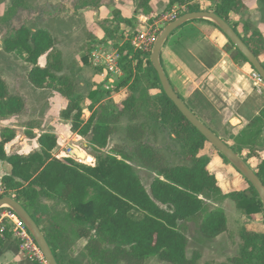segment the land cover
<instances>
[{
    "label": "trees",
    "instance_id": "trees-1",
    "mask_svg": "<svg viewBox=\"0 0 264 264\" xmlns=\"http://www.w3.org/2000/svg\"><path fill=\"white\" fill-rule=\"evenodd\" d=\"M149 1L139 0L137 5L146 15L151 13ZM259 1L264 4V0ZM12 2L17 6L22 0ZM98 2L96 0L93 4ZM175 4L184 7V13L202 11L196 0H169L166 9ZM244 10L243 0H218L214 11L230 23L231 12L239 14ZM119 14L113 10L111 21L117 24L128 21ZM232 26L259 58L264 53L262 34L247 25L243 26V32H239L235 24ZM103 29L106 36L114 38L115 28L105 25ZM3 49L6 52L19 50L25 54L24 60L30 66L27 79L33 87L52 89L66 99L61 117L70 122V130L75 134L89 136V144L94 150L107 146L121 116L126 115L138 122V125L126 127V135L134 143L129 151L118 149L117 153L99 155L95 165L77 162L70 157L57 158L54 151L58 147V137L49 132L37 137L38 150L25 155L8 154L5 144L15 138L16 131L10 127L0 129V161L9 165V172L0 176V184L5 194H12L39 225L59 264H77L74 257L65 259L64 254L71 241L80 238L86 239L83 250L93 264H144L152 256L169 264H198L199 252L194 251L192 256H187L188 239L179 222L189 221L202 212L205 200L211 195L221 194L222 199H231L246 217L258 214L264 217L258 194L246 180L248 188L222 192L215 173L209 168L211 156L219 155L224 163L236 169L165 95L149 60L150 53L133 49L129 42L119 47V66L123 76L111 89L101 85L90 88L86 95L90 100L87 106L90 114L85 119V109L81 105L83 96L75 91L73 79L61 74L64 69L61 53L48 31L19 25L3 39ZM234 49L237 57L247 62ZM43 54L45 64L39 67L38 59ZM81 59L96 68L87 55ZM171 86L197 116L185 98ZM123 87L127 88L126 97L119 104H114L120 110L111 112L103 100ZM151 89L158 92L150 94ZM25 106L24 98L11 93L0 74V119L21 114ZM148 129L169 132L180 145V155L188 165L168 164L165 156L145 141ZM27 133L30 138H35L31 131ZM234 139L238 142L236 149L222 140L240 157L244 147L253 157L264 151V107L240 132L234 134ZM131 159L155 172L149 192ZM243 159L250 166V162ZM254 171L264 185V159ZM49 204L60 212L52 213ZM199 230L207 239L228 232L224 210L215 208L206 212ZM239 237L238 254L227 262L211 264H264V229L249 231L242 227ZM8 238L10 233H6Z\"/></svg>",
    "mask_w": 264,
    "mask_h": 264
},
{
    "label": "rangeland",
    "instance_id": "rangeland-1",
    "mask_svg": "<svg viewBox=\"0 0 264 264\" xmlns=\"http://www.w3.org/2000/svg\"><path fill=\"white\" fill-rule=\"evenodd\" d=\"M72 2L73 0H22L21 5L14 6L12 0H0V74L9 91L11 93H21L26 100V107L21 114L0 119V128L5 126L17 129V135L14 140L5 146L7 153L26 154L34 149L35 141L27 138V132L33 129L36 134H41L44 131H53L59 135H65V140L58 141V148L55 153L59 151L58 153L61 156L60 151H66L67 145H75L76 148L81 149H79L81 152L85 150L93 158L90 160L85 155L81 163L95 165L99 155L117 153L116 150L118 149L129 151L134 143L127 137L126 127L138 125V122L130 120L126 115L121 116L115 124L107 146L99 151L94 150L89 144V136L76 138L77 135L70 130V122L61 117L60 113L65 107L66 99L52 89L40 90L39 88H32L26 78V73L30 66L24 60L25 54L19 50L6 52L3 49V39L19 25H26L32 30L44 29L49 31V33L51 32L54 43L61 51L63 62L66 64L61 74L70 76L74 81L75 91L85 98L92 87L87 82L90 79L89 74L91 72L90 67L81 68L82 66L78 62L77 56L82 51L86 30L90 22L86 17L85 11L75 14L69 13L65 8V4L72 6ZM155 5L156 8H159L157 4ZM249 11H254L255 13L252 19L250 15L249 21L246 19L250 27L254 28L260 24L264 27V4L259 0H254L253 4L250 3ZM245 17L246 15H242V20L238 21L239 29H241L240 22L244 21ZM229 47L232 51L231 55L236 54L232 44H229ZM44 64L45 54L38 59L39 67ZM253 72L255 70L248 68L242 70V79H240L239 83L244 88L243 94L235 95L237 97H234L229 105L227 104L228 101L225 103L217 101L215 107L213 103L205 99L202 93L191 94L185 100L205 125L215 131L217 135H221L218 136L235 149L238 146V142L234 139L236 130L227 122V116L237 115L238 113L247 115L241 109V106L238 105L239 100L242 98L250 102L253 101V103L258 102L260 105L264 103V82L261 90H259V87L253 86L251 79V73ZM229 82L231 81L229 80ZM227 86L230 88V85ZM231 92L233 91L231 90ZM223 93L227 98H230L227 93ZM84 98L81 101V105L85 109L84 118L86 119L90 114V111L87 110L89 99ZM219 102H221V105ZM104 104L111 112L120 110V107H115L109 100H106ZM222 105H224V109ZM219 110L227 112L223 115ZM141 117L144 118L143 113ZM145 141L162 153L168 164L188 165V162L182 159L180 155V145L170 137L169 132L166 130L155 129L153 131L148 129L145 133ZM241 155L250 162V166L254 170L260 160L264 159V151H260L256 157H253L250 156L249 149L245 147L242 149ZM130 161L143 186L149 192L150 184L156 176L155 172L135 159ZM211 169L215 172L223 193L248 188L245 179L229 164L219 160L214 161ZM215 208L224 210L227 217L228 232L222 233L214 239H207L202 236L199 230L200 222L206 212ZM179 226L188 239L186 246L188 257L192 256L194 251H197L200 254L198 264L221 263L227 262L231 256L238 254L241 244L240 229L243 227L249 231H261L264 229V217L263 214L246 217L238 211L231 199H222L221 194H218L209 196L205 200L204 210L189 221L179 222ZM65 252V259L74 256L77 264H93L83 250L82 245L78 244L74 248L68 246ZM117 264L125 263L119 262ZM144 264L169 263L152 256L146 259Z\"/></svg>",
    "mask_w": 264,
    "mask_h": 264
},
{
    "label": "crops",
    "instance_id": "crops-1",
    "mask_svg": "<svg viewBox=\"0 0 264 264\" xmlns=\"http://www.w3.org/2000/svg\"><path fill=\"white\" fill-rule=\"evenodd\" d=\"M95 1L96 0H73L72 6L65 4V8L69 11V13L73 14L77 12L82 13L85 11L86 17L90 22L88 29L86 30L84 44L81 49L82 51L80 55L77 56L78 62H80V65L82 66H80L81 68L84 69L90 67L91 73L89 74V81L87 80V82H89L88 85H91L92 89L100 85L105 89H111L115 86V83L119 80V78L123 76V71L120 68L117 74H106L104 72L103 65L93 63L92 52L96 51L102 56L110 55L115 51H118L119 47L126 44L127 42L130 43V40L135 33L141 30H146L154 24L158 27L163 26V22L160 20L162 14L170 11H179V9H184V7L175 4L167 10L166 8L168 6L169 0H150L148 5L151 9V13L146 15L142 9L137 8L139 0H99L97 5L93 4ZM196 1L199 3L203 11H214L215 4L218 2V0ZM253 2L254 0H243L245 10L239 14L231 12L230 24H235L239 32H243V26L247 25L250 29L258 30L264 37V27L262 24L251 28L248 22L249 19H252L255 14L254 11H249L250 3L253 4ZM155 4H157L159 8H156ZM113 10H117L120 13L119 15L128 21H122L119 24H117L115 21H111ZM242 15H246V17L244 18V21L240 22L241 29H239L238 21L242 20ZM249 15L251 16L250 18ZM105 25H109L110 27L115 28L114 38L105 35L103 29V26ZM229 44L231 45L228 38L211 21L206 19L191 20L181 25L169 35L162 46L160 62L167 78L169 79L175 90L180 95H182L185 100L187 96H190L191 94L202 93L205 99L210 103H213L214 106L216 105L217 101H222L223 103L228 101L227 104L229 105L231 103L230 101L234 97H237L235 95L243 94L244 88H242L241 84L239 83L240 79H242V70L244 68L253 69L248 62H244L243 60L239 59L236 54H234L233 56L231 55L232 51L230 50ZM84 55H87L89 57L92 66L96 68H93L82 61L81 58ZM259 60L264 63V53L259 56ZM132 64L134 65L135 62H133ZM65 66L66 64H64V68ZM253 73H251L253 86L259 87V90H261L262 84H260V82H258V80L254 78ZM229 80L231 82H229ZM28 83L32 88L37 89L33 87L29 81ZM227 85H230V88ZM45 89L49 90L48 88H43L40 90ZM231 90L233 92H231ZM153 91H155L154 94L158 92L157 89H151L149 90V93L153 94ZM223 92L227 93V96H230V98H227ZM14 94H19L24 98L21 93ZM126 95L127 88L123 87L117 92H112L110 96L103 100V102L109 100L116 105L119 104L126 97ZM84 99L88 98L85 97ZM88 102L90 103V100ZM219 103L221 105V102ZM238 105L241 106V109H243V111L246 112L247 115L238 113L237 115H229L226 119L227 122L231 124L233 129L236 130L235 134L240 132L249 123V121L264 107V103L260 105L258 104V102L253 103V101L250 102L244 98L239 100ZM223 107L224 105H222V108ZM219 112L225 115L227 111L219 110ZM3 127L5 126H2L1 128ZM10 128H14L17 135V129L15 127ZM31 132L35 134V138H30L29 135L27 138L34 140L36 144L34 146V149H32L31 151L38 150L39 145L37 142V137L40 134H36V131L34 129L31 130ZM44 132L55 134L59 138V140L57 138V144L58 141L61 142L62 140H65V135L63 134L59 135L53 131ZM79 137L81 136H76V138ZM72 147L75 148V145H73ZM55 151L54 155L57 158L60 157L58 153L59 151L57 153H55ZM60 152L62 153L63 150H61ZM83 152L88 155L85 150ZM218 160L223 162L219 155L213 154L211 156L209 168L211 169L212 163ZM8 172L9 165L5 162L0 161V176L7 174ZM49 207L51 212L54 214L60 212V210L52 209L50 204ZM85 243V238L74 239L73 241H71V248H74L78 244L82 245L83 247ZM0 264L37 263L21 255L18 251L16 243L11 238H8L0 243Z\"/></svg>",
    "mask_w": 264,
    "mask_h": 264
},
{
    "label": "water",
    "instance_id": "water-1",
    "mask_svg": "<svg viewBox=\"0 0 264 264\" xmlns=\"http://www.w3.org/2000/svg\"><path fill=\"white\" fill-rule=\"evenodd\" d=\"M196 19H206L215 24L223 34L228 38L231 44L246 58L247 62L254 68L256 73L264 81V66L262 62L257 58L248 46L244 43L238 33L234 30L233 26L217 15L214 11H195V12H185L181 14L175 20L166 24L156 37L152 50L149 54V60L152 67L157 73L159 82L161 84L162 90L165 95L174 103L181 114L186 118L188 122L195 127L204 138L236 169V171L256 190L258 197L262 203L264 211V185L255 173V171L249 166V164L238 154H236L218 135H216L207 125H205L181 100L177 93L172 88L169 79L167 78L161 62L160 54L161 49L169 35L179 28L184 23L196 20ZM73 154L78 158L83 159L86 154L81 152L78 148L73 147ZM87 158L91 156L86 155ZM68 157V156H64ZM90 162V161H88ZM8 206L12 209L20 219L24 222L29 233L33 237L34 241L41 250L47 264H59L51 247L41 231L39 225L28 213L25 207L18 202L12 196H2L0 198V207Z\"/></svg>",
    "mask_w": 264,
    "mask_h": 264
},
{
    "label": "built area",
    "instance_id": "built-area-1",
    "mask_svg": "<svg viewBox=\"0 0 264 264\" xmlns=\"http://www.w3.org/2000/svg\"><path fill=\"white\" fill-rule=\"evenodd\" d=\"M184 9H179V11H170L161 15L160 20L163 22V26H156L155 24L150 26L146 30H141L134 34L130 40V44L133 49L140 50L144 54H149L152 50L154 41L161 29L168 24L169 22L178 18L183 12ZM120 54L118 51L110 55L102 56L98 52H92V61L94 64H101L104 67V72L108 75L117 74L120 70L119 66ZM253 76L260 84L264 81L256 73H253ZM68 156L74 159L77 162H81L82 159L78 158L73 154V147L68 145L66 146V151L61 153V157ZM5 194L3 186L0 184V198L2 196H7ZM14 197L12 194L9 195ZM6 233H10V238L16 243L18 251L24 257L35 261L37 264H47L46 260L39 249L38 245L34 241L33 237L29 233L27 227L25 226L22 219L8 206L0 207V243L6 240Z\"/></svg>",
    "mask_w": 264,
    "mask_h": 264
},
{
    "label": "bare ground",
    "instance_id": "bare-ground-1",
    "mask_svg": "<svg viewBox=\"0 0 264 264\" xmlns=\"http://www.w3.org/2000/svg\"><path fill=\"white\" fill-rule=\"evenodd\" d=\"M83 160V159H82Z\"/></svg>",
    "mask_w": 264,
    "mask_h": 264
}]
</instances>
